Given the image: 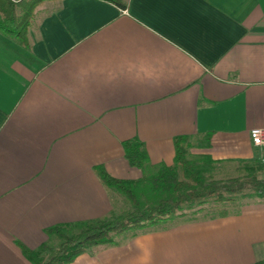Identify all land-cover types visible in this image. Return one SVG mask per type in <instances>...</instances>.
<instances>
[{"label":"crops","instance_id":"obj_1","mask_svg":"<svg viewBox=\"0 0 264 264\" xmlns=\"http://www.w3.org/2000/svg\"><path fill=\"white\" fill-rule=\"evenodd\" d=\"M118 1L45 2L27 46L0 33V264H30L19 244L38 249L51 227L121 217L97 169L141 179L127 142L151 169L173 165L181 136L217 174L264 166L250 136L264 129V0ZM173 224L72 264L264 261V201Z\"/></svg>","mask_w":264,"mask_h":264},{"label":"trees","instance_id":"obj_2","mask_svg":"<svg viewBox=\"0 0 264 264\" xmlns=\"http://www.w3.org/2000/svg\"><path fill=\"white\" fill-rule=\"evenodd\" d=\"M59 1L62 0H0V33L27 46L36 10L45 2ZM99 1L121 7L118 0ZM191 149L189 137H178L173 165L151 169L144 145L138 141L125 143V157L131 167L142 171V178L118 180L102 168L97 173L103 184L122 195L131 208L119 218L51 227L46 234L50 239H60L58 247L48 242L31 250L19 244L23 255L30 264H72L84 254H94L96 249L116 246L124 235L134 237L137 231L198 215L205 219L227 218L241 214L255 201H264V178L260 176L263 165L244 164L240 177L214 179L218 164L208 156L191 157Z\"/></svg>","mask_w":264,"mask_h":264},{"label":"rangeland","instance_id":"obj_3","mask_svg":"<svg viewBox=\"0 0 264 264\" xmlns=\"http://www.w3.org/2000/svg\"><path fill=\"white\" fill-rule=\"evenodd\" d=\"M35 16V15H34ZM34 20V18H33ZM33 20H32V23H33ZM235 171V170H234ZM232 170H228L226 172H223L222 174H217L215 172V175L213 176L214 179H227L228 177L229 178H236V177H240L242 172H234ZM261 177H263V174L260 175ZM116 195H115V199H116V202L118 205H120V211H122L125 207V205L127 206V208H131L130 204L126 201V199L120 195L117 191H115ZM122 205V206H121ZM122 207V209H121ZM173 222H170V223H166V225L162 224L160 226H157V227H154V229H158L159 227H173ZM153 229V228H152ZM128 237V235H124V236H121L119 239H118V242L120 241H123L124 239H126ZM49 245L53 248H56L58 247L59 243H60V239L56 238V237H52L49 241ZM115 247V246H114ZM105 248H113V247H101L99 249H96L95 252H99L100 250L102 249H105ZM94 252V253H95Z\"/></svg>","mask_w":264,"mask_h":264},{"label":"built area","instance_id":"obj_4","mask_svg":"<svg viewBox=\"0 0 264 264\" xmlns=\"http://www.w3.org/2000/svg\"><path fill=\"white\" fill-rule=\"evenodd\" d=\"M252 144L257 148H264V129H255L250 134Z\"/></svg>","mask_w":264,"mask_h":264}]
</instances>
